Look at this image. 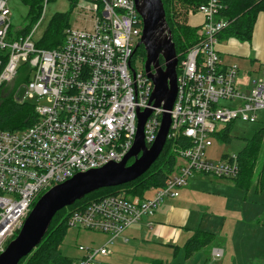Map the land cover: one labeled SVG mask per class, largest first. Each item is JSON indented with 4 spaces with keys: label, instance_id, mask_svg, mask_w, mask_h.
<instances>
[{
    "label": "built area",
    "instance_id": "1",
    "mask_svg": "<svg viewBox=\"0 0 264 264\" xmlns=\"http://www.w3.org/2000/svg\"><path fill=\"white\" fill-rule=\"evenodd\" d=\"M82 1L80 8L88 13L91 28L68 26L62 43L45 49L33 38L45 3L27 34L10 37V10L6 0H0V90L14 83L22 62L27 73L12 96L17 102L37 97L32 125L0 130V252L49 188L76 173L121 162L133 145L137 114L145 109L151 113L143 126L144 143L149 147L156 139L164 110L150 102L153 85L143 67L131 65L142 32L134 0ZM225 7L220 0L200 4L194 12L203 17L197 40L183 57L176 55L177 90L166 142L187 138V144L175 149L183 162L147 199L115 193L70 213L68 227L109 236L99 248L78 245L81 255L75 264H108L98 260L109 254L107 245L143 219L150 227L161 203L176 198L194 174L218 178L239 174L235 154L209 160L205 149L211 146L217 123L256 122L258 111L264 110V81L257 79L247 92H240L237 66L221 65L218 40L231 24L220 13ZM20 86L25 88L21 98ZM221 101L225 105H219ZM211 253L214 258L222 256L219 248Z\"/></svg>",
    "mask_w": 264,
    "mask_h": 264
},
{
    "label": "rangeland",
    "instance_id": "2",
    "mask_svg": "<svg viewBox=\"0 0 264 264\" xmlns=\"http://www.w3.org/2000/svg\"><path fill=\"white\" fill-rule=\"evenodd\" d=\"M46 1L43 0L41 2L43 6L45 3L42 18H37L32 24L33 28L40 19L33 33L35 41L41 38L50 20L58 24L54 15L59 13L66 14V22L72 29L91 28L92 22L88 13L80 8L83 3L82 0L78 1V5L73 3L72 6L69 0ZM6 2L10 10L9 22L11 29L16 35L28 23L27 6L22 0H6ZM180 9L183 10L182 7ZM180 9H178V12H181ZM180 21L181 17H179ZM144 57V48L140 46L132 57V67L140 70L144 64ZM160 65H163L162 59H160ZM26 73L27 65L21 62L18 75L22 78ZM251 75L254 76L255 74L252 73ZM17 80L18 77L15 78L14 83L7 86L8 90L7 88L1 89L0 96L6 95L11 87L17 83ZM24 92L25 88L20 86L17 96L21 98ZM36 99L37 97H34L28 102L35 103ZM219 105L225 104L221 101ZM257 115L258 118L254 123L241 121H234L228 125L217 123V132L228 126L230 139L223 141L212 135L211 146L205 149V158L218 160L223 155L235 154L243 147L244 139L252 138L259 130L263 129L262 148L255 166V171H258L264 150V110L259 111ZM182 162L180 158H177L176 166ZM197 174L199 175H194L195 181H191L188 188L182 190V192L187 191L190 194L189 201L185 197L186 206L191 211V219L185 225V229H183L186 232L185 238L175 245L177 248L174 245L150 242L147 244L143 240L130 237L124 242L119 236L107 245L110 253L103 258L102 262L108 264H153L154 261L157 262L156 264H160V262L162 264H264V190L257 194L254 193L253 181L244 190L237 187L232 179L213 177L208 174ZM179 192L181 193V191ZM152 194L153 192L150 190L146 195L149 198ZM201 211L205 212L201 214ZM195 220L199 221V224L201 223L200 227L197 228L198 223L196 224ZM189 226L193 227L189 228ZM194 227L214 233L213 245L224 250L223 257L214 258L211 253V246H206L190 257L184 258L181 245L191 235L192 232L190 230ZM108 239V235L100 232L69 227L59 249L63 255L80 257L81 253L77 250L78 245L99 248Z\"/></svg>",
    "mask_w": 264,
    "mask_h": 264
},
{
    "label": "trees",
    "instance_id": "3",
    "mask_svg": "<svg viewBox=\"0 0 264 264\" xmlns=\"http://www.w3.org/2000/svg\"><path fill=\"white\" fill-rule=\"evenodd\" d=\"M42 1L43 0H22L27 6L28 23L20 30V33L17 32L16 35H25L31 30L33 22L41 15V9L43 8ZM161 1L165 11L166 24L171 31L172 41L175 45L176 55H179L178 59H180L183 57L185 51L197 40L196 32L199 27L192 28L186 24L189 11L194 13L197 7L204 3L205 0ZM262 1L263 0H220V2L226 6L220 13L231 20V24L225 28L223 32L237 34L242 39L248 40L252 32L253 22L257 12L264 10V2ZM76 2L77 0H69L71 6ZM180 7H182L183 10L180 9ZM178 9H180L181 12H178ZM54 16H56L58 24L50 20L41 38L35 41L37 47L51 49L62 43L64 29L69 26L66 22V14L59 13ZM179 17H181L180 22ZM62 22H64V24H62ZM8 34L10 37L16 36L11 28ZM17 77L18 80L17 83L14 84L13 89H10L6 95L0 96V130H21L32 125L36 119L33 103L28 101L17 102L12 96L14 90L22 81L19 75H17ZM262 130L263 129L259 130L252 138L244 139L245 143L243 147L235 153L239 165V174L236 177H229V179L235 182L237 187L243 188L244 190L247 189L253 181L254 192L256 194L264 190V150L262 153L261 166L258 171H255V166L262 148ZM213 135L223 141H228L230 139L228 126ZM187 142V138L184 137L175 138L173 141L175 145L170 140L167 141L157 160L139 178L120 186L96 190L84 196L82 199L75 201L71 206L56 212L48 230L39 244L27 256L20 259L18 264H75L76 260L80 259V257L63 255L59 249L65 233L69 228L67 219L70 213L84 208L92 200H98L104 196L115 193H123L126 196L147 199V192L150 190L153 192L154 189L162 187L167 176L175 169L177 161V155L175 153L176 147H181L187 144ZM214 238L215 235L211 231L196 230L181 248L184 258L190 257L202 247L212 245ZM174 247L177 248V246ZM160 264L162 263L160 262Z\"/></svg>",
    "mask_w": 264,
    "mask_h": 264
},
{
    "label": "water",
    "instance_id": "4",
    "mask_svg": "<svg viewBox=\"0 0 264 264\" xmlns=\"http://www.w3.org/2000/svg\"><path fill=\"white\" fill-rule=\"evenodd\" d=\"M134 2L142 21V32L133 53L143 46V70L153 85L150 102L153 107L164 110L155 141L149 147L144 143L143 126L151 113V109H145L137 114L135 139L123 160L76 173L45 191L36 200L17 235L0 252V264H18L27 256L41 241L56 212L96 190L120 186L139 178L159 157L166 143L171 123L169 111L176 97L177 56L162 1ZM159 59L163 60V65ZM129 159H133L130 164Z\"/></svg>",
    "mask_w": 264,
    "mask_h": 264
},
{
    "label": "crops",
    "instance_id": "5",
    "mask_svg": "<svg viewBox=\"0 0 264 264\" xmlns=\"http://www.w3.org/2000/svg\"><path fill=\"white\" fill-rule=\"evenodd\" d=\"M262 2H264V0ZM202 21V15L200 13H194L188 15L186 24L194 28L197 26L199 27ZM217 50L221 65L237 66L238 76L236 77V88L238 91L247 92L253 81L257 79L264 81V10L257 12L253 22L252 32L248 40L242 39L237 34L222 32L219 36ZM252 73L255 75L252 76ZM194 175L190 178L188 184L179 190L181 193L179 192L176 198H166L161 203L154 215L150 218L152 222L150 227L146 226L145 219L141 221L140 224L138 223L128 227L122 235H120L123 241L126 242L130 237L143 240L147 244L150 242L175 246L180 240H183L186 236V232L183 231V229H185V225L188 224L191 219V211L190 208L186 206V197L189 201L190 194L187 191L182 192V190L188 188L190 182L195 179ZM203 212L205 211H201V214ZM197 220L194 222H196V224L198 223V228L201 226V223L199 224ZM193 226H189V228ZM196 230H198L196 227L191 229V235ZM189 237L185 239L181 247ZM210 246L212 248L211 252L214 248H219L214 246L213 243ZM223 255L224 250H222V257ZM105 257H99L98 260L103 263L102 260ZM154 263L156 264L157 262L154 261Z\"/></svg>",
    "mask_w": 264,
    "mask_h": 264
},
{
    "label": "flooded vegetation",
    "instance_id": "6",
    "mask_svg": "<svg viewBox=\"0 0 264 264\" xmlns=\"http://www.w3.org/2000/svg\"><path fill=\"white\" fill-rule=\"evenodd\" d=\"M132 161H133V159H129V160H128V164H130Z\"/></svg>",
    "mask_w": 264,
    "mask_h": 264
},
{
    "label": "bare ground",
    "instance_id": "7",
    "mask_svg": "<svg viewBox=\"0 0 264 264\" xmlns=\"http://www.w3.org/2000/svg\"><path fill=\"white\" fill-rule=\"evenodd\" d=\"M16 130V129H15Z\"/></svg>",
    "mask_w": 264,
    "mask_h": 264
}]
</instances>
